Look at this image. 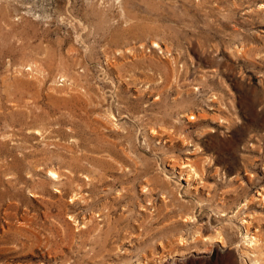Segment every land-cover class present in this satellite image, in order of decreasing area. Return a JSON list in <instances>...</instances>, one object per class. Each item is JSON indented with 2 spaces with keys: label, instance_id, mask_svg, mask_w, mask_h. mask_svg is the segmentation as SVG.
I'll list each match as a JSON object with an SVG mask.
<instances>
[{
  "label": "rangeland",
  "instance_id": "1",
  "mask_svg": "<svg viewBox=\"0 0 264 264\" xmlns=\"http://www.w3.org/2000/svg\"><path fill=\"white\" fill-rule=\"evenodd\" d=\"M262 187L264 0H0V264H252Z\"/></svg>",
  "mask_w": 264,
  "mask_h": 264
},
{
  "label": "bare ground",
  "instance_id": "2",
  "mask_svg": "<svg viewBox=\"0 0 264 264\" xmlns=\"http://www.w3.org/2000/svg\"><path fill=\"white\" fill-rule=\"evenodd\" d=\"M150 45L152 48L157 49L159 53L162 54H166L168 53V49L163 48V46L161 45V43L158 40H151L150 41ZM238 52H240L241 54L243 53V50L241 48L236 49ZM242 50V51H241ZM28 68L30 69V65H28ZM61 80H64V76L61 75L60 76ZM195 89H197V87H195ZM211 101H213L216 97L215 94L212 93L211 94ZM186 120L187 121H193L194 119H196L197 115H194V113H187L185 114ZM151 133H157V131H155L154 128H151ZM200 147H197L196 150H199ZM176 171L178 172V175H181L183 178H185V180H195L196 182L201 181L202 176L201 173L196 170V168L194 167V165L190 162V161H183L181 162V164L179 165V169ZM49 175L50 177L57 179L59 174L58 171L51 168L49 169ZM166 180H168V178H166ZM148 189L147 186H143V190ZM259 197L258 200L260 201V203L264 206V187H262L261 191H258ZM32 195V194H31ZM73 198V196H71V199ZM246 202L242 203L240 206H245ZM223 214V213H222ZM69 220H72L73 223L76 224V220L73 218L72 215H68ZM185 218L187 220H192L194 218V216L192 215H186ZM241 224H243V226H245V224L247 226L244 227V231L242 233V238H241V242L243 243L244 246H246V250L242 252L243 255H247L248 257H251L252 260V264H259L260 261L264 262V254L263 255H259L258 254V246H259V241L260 238L258 237V235L255 233H249L248 232V225H249V221H246V219H241ZM84 225V224H82ZM215 237L218 238V242L222 243L223 242V237L220 233V231L215 230ZM180 241H182V239H180Z\"/></svg>",
  "mask_w": 264,
  "mask_h": 264
}]
</instances>
